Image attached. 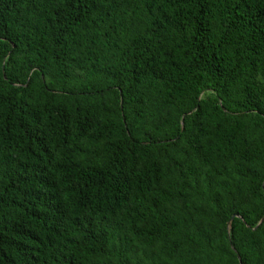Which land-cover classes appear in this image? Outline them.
<instances>
[{"label": "trees", "instance_id": "16d2710c", "mask_svg": "<svg viewBox=\"0 0 264 264\" xmlns=\"http://www.w3.org/2000/svg\"><path fill=\"white\" fill-rule=\"evenodd\" d=\"M263 217L264 0H0V264H264Z\"/></svg>", "mask_w": 264, "mask_h": 264}, {"label": "water", "instance_id": "95a60500", "mask_svg": "<svg viewBox=\"0 0 264 264\" xmlns=\"http://www.w3.org/2000/svg\"><path fill=\"white\" fill-rule=\"evenodd\" d=\"M263 219H264V217L261 219V221H262ZM261 221H260V222H261Z\"/></svg>", "mask_w": 264, "mask_h": 264}]
</instances>
